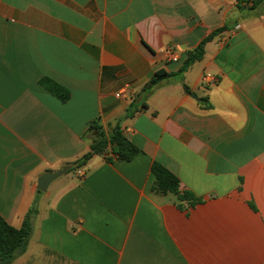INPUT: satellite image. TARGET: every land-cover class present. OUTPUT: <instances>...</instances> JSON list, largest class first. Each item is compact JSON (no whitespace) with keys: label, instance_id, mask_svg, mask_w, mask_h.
I'll list each match as a JSON object with an SVG mask.
<instances>
[{"label":"crops","instance_id":"0c3cea01","mask_svg":"<svg viewBox=\"0 0 264 264\" xmlns=\"http://www.w3.org/2000/svg\"><path fill=\"white\" fill-rule=\"evenodd\" d=\"M239 2L0 0V215L20 228L35 209L10 264H264V0ZM117 121L138 155L36 189ZM154 162L202 202L150 192Z\"/></svg>","mask_w":264,"mask_h":264},{"label":"trees","instance_id":"16d2710c","mask_svg":"<svg viewBox=\"0 0 264 264\" xmlns=\"http://www.w3.org/2000/svg\"><path fill=\"white\" fill-rule=\"evenodd\" d=\"M259 1L260 0H253V5ZM221 31L222 30L214 31L204 38L194 51L188 52V57L183 68L185 69L195 61H199L204 54V45ZM162 76L165 75L157 73L155 77L146 84L144 89H149L156 85L161 80ZM42 83L45 84L50 93L61 101L68 100L69 92L66 89L48 79L43 80ZM184 89L187 91V88ZM89 129L97 131L96 136L90 144V150L84 154L76 164L70 165L69 171L85 165L95 154L104 155L107 161H111L112 159L130 161L141 152L139 148L124 136L119 121L110 124L107 132L101 131L100 128L93 123ZM108 154L112 155V157L106 156ZM151 173L154 176V180L150 185V192L155 195L174 194L178 201L176 205L178 209L183 210L185 207H195L202 202V199L192 192L180 190L179 179L159 163L154 162L152 164ZM34 213L35 209L33 207L30 208L20 228L11 226L0 215V264H10L17 255L25 251L32 230L31 217Z\"/></svg>","mask_w":264,"mask_h":264},{"label":"built area","instance_id":"2783aa9c","mask_svg":"<svg viewBox=\"0 0 264 264\" xmlns=\"http://www.w3.org/2000/svg\"><path fill=\"white\" fill-rule=\"evenodd\" d=\"M239 5L242 6V7L249 8V7H251L253 5V0H240ZM162 52L167 56V58L170 61L176 62L178 60V54L174 50V48L167 47ZM201 80H202L203 83H209V82H216L217 81L216 77L213 76L210 73L203 74ZM76 175L78 177H82L83 176V172L78 170L76 172Z\"/></svg>","mask_w":264,"mask_h":264},{"label":"water","instance_id":"95a60500","mask_svg":"<svg viewBox=\"0 0 264 264\" xmlns=\"http://www.w3.org/2000/svg\"><path fill=\"white\" fill-rule=\"evenodd\" d=\"M191 95L195 97L194 94ZM68 169L69 167L65 166L54 172H45L38 178L36 189L40 192L46 191L50 182H52L55 178L59 177L62 173L66 172Z\"/></svg>","mask_w":264,"mask_h":264},{"label":"rangeland","instance_id":"374dc122","mask_svg":"<svg viewBox=\"0 0 264 264\" xmlns=\"http://www.w3.org/2000/svg\"><path fill=\"white\" fill-rule=\"evenodd\" d=\"M61 178V177H60Z\"/></svg>","mask_w":264,"mask_h":264}]
</instances>
